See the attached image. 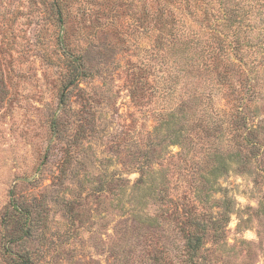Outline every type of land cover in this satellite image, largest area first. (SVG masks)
<instances>
[{"label":"rangeland","instance_id":"obj_1","mask_svg":"<svg viewBox=\"0 0 264 264\" xmlns=\"http://www.w3.org/2000/svg\"><path fill=\"white\" fill-rule=\"evenodd\" d=\"M80 1L69 32L89 44L94 77L64 107L61 26L41 4L0 0V264L23 253L36 264H264V68L250 73L263 70L255 96L244 92L249 127L232 133L220 84H196L186 55L132 25L127 0ZM194 86L206 96L192 100ZM180 103L190 138L182 157L162 141ZM147 151L156 191L135 185ZM13 198L39 219L28 238ZM191 232L203 239L193 259Z\"/></svg>","mask_w":264,"mask_h":264},{"label":"trees","instance_id":"obj_2","mask_svg":"<svg viewBox=\"0 0 264 264\" xmlns=\"http://www.w3.org/2000/svg\"><path fill=\"white\" fill-rule=\"evenodd\" d=\"M117 1L120 3V0H114V3L116 4ZM29 3L35 8L41 4L51 25L61 26L57 34L64 59L61 70L60 103L66 107L70 103V96L74 90L84 98L86 93L83 94V92L86 90L81 83L94 77V69L87 61L89 44L87 48H84V45L72 40L69 32L68 23L73 18L72 8L82 2L80 0H29ZM138 3L140 8H136ZM127 4L132 10L130 14L133 18L132 25L137 24L147 32L158 30L156 37L159 43H165L168 48L175 49L176 53L186 55L187 74L196 81V84L201 85L204 81L205 83L217 81L220 84V89L225 91L224 96L227 100L228 123L232 124L229 126L230 132L233 133L236 130L238 133L241 128L239 125L249 127L244 92L250 98L255 96V88L259 85V74L263 70L256 72L254 76L250 73L257 71V68H264V0H127ZM84 20L81 14V21ZM95 20L98 26L104 29V23L100 22L99 11L95 13ZM108 25L117 27L115 21H110ZM81 35L82 38L87 37L85 28H82ZM87 39L86 43H90V37ZM188 51L191 52V56L188 55ZM198 89L200 88L194 86L192 100L200 93L203 98L206 96V93ZM207 97H210V94H207ZM183 104H179L178 112H184ZM177 115L171 113L166 120L172 129L162 137V141L170 145L179 144L181 147L179 156L182 157L185 154L186 145L189 148L190 143L187 134L189 118L186 117V112L183 116ZM195 119L199 126L210 127L201 116ZM52 121V126L57 129V121L55 119ZM149 156H151L150 151H147L142 163L136 167L139 169L136 171L140 176L136 179L135 185H142V189L149 187L156 191L159 184L155 176H151V172L156 174L159 171L147 167L152 164ZM116 180L124 182L120 177ZM99 185L102 188L104 182H99ZM11 205L21 220L19 222H21V229H24L25 237L32 236L39 219L34 218L28 205L17 198H13ZM205 227L206 224L203 222H195L196 231L203 232ZM199 233H189L185 242L192 259L203 243ZM22 255L20 264H36L31 253Z\"/></svg>","mask_w":264,"mask_h":264}]
</instances>
